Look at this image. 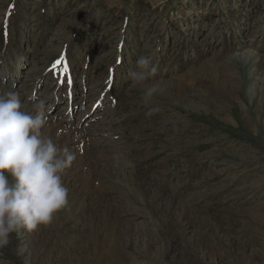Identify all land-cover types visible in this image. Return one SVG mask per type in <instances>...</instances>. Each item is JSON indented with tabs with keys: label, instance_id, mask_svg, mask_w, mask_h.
<instances>
[{
	"label": "rangeland",
	"instance_id": "1",
	"mask_svg": "<svg viewBox=\"0 0 264 264\" xmlns=\"http://www.w3.org/2000/svg\"><path fill=\"white\" fill-rule=\"evenodd\" d=\"M10 91L75 160L68 206L0 264H264V0H0Z\"/></svg>",
	"mask_w": 264,
	"mask_h": 264
},
{
	"label": "clouds",
	"instance_id": "2",
	"mask_svg": "<svg viewBox=\"0 0 264 264\" xmlns=\"http://www.w3.org/2000/svg\"><path fill=\"white\" fill-rule=\"evenodd\" d=\"M135 67L136 71L129 72L131 87L140 89L141 104L147 108L165 88L158 82L148 83L157 72L149 57L140 55ZM34 111L31 115L23 110L14 91L0 95V249L10 245L13 234L32 233L49 225L68 206L62 176L75 156L43 134L47 124L44 104L36 103ZM157 111L149 108L148 114Z\"/></svg>",
	"mask_w": 264,
	"mask_h": 264
},
{
	"label": "bare ground",
	"instance_id": "3",
	"mask_svg": "<svg viewBox=\"0 0 264 264\" xmlns=\"http://www.w3.org/2000/svg\"><path fill=\"white\" fill-rule=\"evenodd\" d=\"M18 72V69H16V73ZM20 96V98H21V101H22V103H25L26 101L24 100V97L22 96V95H19ZM85 96V95H84ZM86 96H87V94H86ZM72 99V98H71ZM28 100V99H27ZM98 100H100L98 97H96L95 98V100H93V101H98ZM101 101V100H100ZM27 104V105H26ZM26 104H24L25 105V107H24V109L25 110H28L27 112H32V114H34L35 113V111H34V107H33V105L31 104V103H26ZM73 104V103H72ZM98 104H102V101H101V103L98 101ZM97 104V105H98ZM23 105V106H24ZM98 107V106H97ZM107 126V127H106ZM108 127H109V124L108 125H105V127L103 128V129H108ZM104 134V133H103ZM59 135V138L60 137H62V134H58ZM109 136H111V134H109V135H106L105 137L107 138V137H109ZM101 142V141H100ZM105 142V141H104ZM93 150V149H92ZM84 162V161H83ZM88 163V162H87ZM82 165V164H81ZM87 165V164H86ZM77 167H79V165L77 166ZM84 169H86V168H84ZM81 170V169H80ZM97 173L99 172V171H96ZM92 176V175H91ZM79 264H104V263H102L100 260H96L95 262H92V263H81L80 262V260H79Z\"/></svg>",
	"mask_w": 264,
	"mask_h": 264
},
{
	"label": "snow or ice",
	"instance_id": "4",
	"mask_svg": "<svg viewBox=\"0 0 264 264\" xmlns=\"http://www.w3.org/2000/svg\"><path fill=\"white\" fill-rule=\"evenodd\" d=\"M63 62L61 60H57L53 65H52V69L54 70L58 65H61ZM64 72H67V67L64 66ZM67 83L70 85L71 84V80H68Z\"/></svg>",
	"mask_w": 264,
	"mask_h": 264
}]
</instances>
